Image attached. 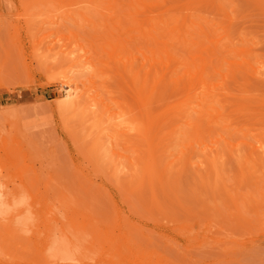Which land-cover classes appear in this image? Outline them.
I'll return each instance as SVG.
<instances>
[{"label":"rangeland","instance_id":"1","mask_svg":"<svg viewBox=\"0 0 264 264\" xmlns=\"http://www.w3.org/2000/svg\"><path fill=\"white\" fill-rule=\"evenodd\" d=\"M0 82V264H264V0H0Z\"/></svg>","mask_w":264,"mask_h":264},{"label":"bare ground","instance_id":"2","mask_svg":"<svg viewBox=\"0 0 264 264\" xmlns=\"http://www.w3.org/2000/svg\"><path fill=\"white\" fill-rule=\"evenodd\" d=\"M147 61H151V59H148ZM5 92H7V88H5L4 85L0 82V94H3ZM78 98H79V91L77 90V85H75V83H72L69 85V88L66 90V93L62 98L63 100L62 103L68 109H73L77 105ZM11 115H12V110L10 108L8 107L3 108L2 110H0V121L7 120ZM144 137L147 141V144L150 146L153 143L154 137L150 138V135H147V134H145ZM150 152H151V149H150ZM101 154L104 156L108 155V153H105L103 151H101ZM150 155L153 156L152 152L150 153ZM150 155H149V159H152ZM147 161L149 160L147 159L145 162ZM145 162H144V165H145ZM146 169L147 171L152 170V168H150L149 170L148 168ZM4 198H5L4 195L0 193V222H1L0 224L6 223L8 225H14L16 223H21V220L18 219L17 221H14V219L11 217L10 214L6 215L3 213V210H4L3 207H5V204L7 203L6 200H4ZM16 215L21 216L22 212L19 211L17 212ZM22 222L28 224L24 219L22 220ZM64 243H65V240L60 239L58 243L49 242L48 245L50 244L51 246H53L55 244V247H53L54 250L61 251L65 247Z\"/></svg>","mask_w":264,"mask_h":264},{"label":"crops","instance_id":"3","mask_svg":"<svg viewBox=\"0 0 264 264\" xmlns=\"http://www.w3.org/2000/svg\"><path fill=\"white\" fill-rule=\"evenodd\" d=\"M2 106V98L0 97V107Z\"/></svg>","mask_w":264,"mask_h":264}]
</instances>
